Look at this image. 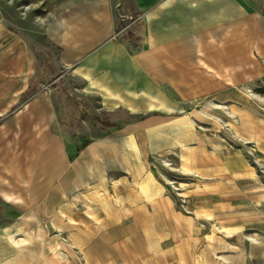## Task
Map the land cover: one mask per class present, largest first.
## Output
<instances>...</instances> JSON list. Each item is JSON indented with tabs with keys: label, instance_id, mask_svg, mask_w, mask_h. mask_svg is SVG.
Here are the masks:
<instances>
[{
	"label": "rangeland",
	"instance_id": "rangeland-1",
	"mask_svg": "<svg viewBox=\"0 0 264 264\" xmlns=\"http://www.w3.org/2000/svg\"><path fill=\"white\" fill-rule=\"evenodd\" d=\"M84 1L92 0H0V192L14 198L0 197V264H264V228L256 231L246 210L184 194L171 176L177 154L155 162L162 154L155 146L163 151L168 137L128 133L125 126L140 117L99 113L62 68L49 27ZM107 3L116 31L128 30L131 0ZM124 35L136 50L139 39L131 30ZM44 92L63 109L35 135L37 121L17 112ZM58 130L69 158L60 172L28 151L57 144ZM102 172L107 188L96 193ZM79 192L87 195L70 200ZM25 230L28 243L21 242Z\"/></svg>",
	"mask_w": 264,
	"mask_h": 264
},
{
	"label": "crops",
	"instance_id": "crops-1",
	"mask_svg": "<svg viewBox=\"0 0 264 264\" xmlns=\"http://www.w3.org/2000/svg\"><path fill=\"white\" fill-rule=\"evenodd\" d=\"M262 5L264 0H131L128 16L134 20L128 30L139 39L136 50L124 40L128 30L116 31L107 0L81 2L48 31L61 49L62 68L80 94L97 103L99 113L140 117L124 128L135 137H168L163 151L155 146L162 152L155 162H171L177 154L171 168L178 173L171 176L185 185L184 194L210 200L214 207L229 201L246 210L258 232L264 228ZM27 59L33 72V58L29 54ZM62 109L44 92L17 116L37 121L33 133L42 135ZM52 136L57 144L34 143L28 151L35 153L36 162L60 172L69 158L63 133ZM176 136L180 138L169 139ZM101 180L100 189L106 190L104 172ZM84 194L75 193L70 200ZM0 197L6 203L14 200L5 191ZM243 202L252 206H241Z\"/></svg>",
	"mask_w": 264,
	"mask_h": 264
},
{
	"label": "bare ground",
	"instance_id": "bare-ground-1",
	"mask_svg": "<svg viewBox=\"0 0 264 264\" xmlns=\"http://www.w3.org/2000/svg\"><path fill=\"white\" fill-rule=\"evenodd\" d=\"M102 181H103V180H102ZM102 181H101L100 184H99V187H100V188H104V186H103V182H102ZM19 231L21 232V230H19ZM22 231H24V230H22ZM25 231H26V230H25ZM22 234H23V232H22ZM23 236H24V237H23V239H22L21 242H25V243H26V242H27V243L30 242V241L32 240V238H33V236H32L29 232H27V231L24 232ZM19 240H21V239H19ZM17 241H18V240H17ZM17 241H16V242H17Z\"/></svg>",
	"mask_w": 264,
	"mask_h": 264
},
{
	"label": "built area",
	"instance_id": "built-area-1",
	"mask_svg": "<svg viewBox=\"0 0 264 264\" xmlns=\"http://www.w3.org/2000/svg\"><path fill=\"white\" fill-rule=\"evenodd\" d=\"M130 20H134L133 17L130 18ZM127 30V28H123L120 33H123Z\"/></svg>",
	"mask_w": 264,
	"mask_h": 264
},
{
	"label": "trees",
	"instance_id": "trees-1",
	"mask_svg": "<svg viewBox=\"0 0 264 264\" xmlns=\"http://www.w3.org/2000/svg\"><path fill=\"white\" fill-rule=\"evenodd\" d=\"M107 127H110V126H107Z\"/></svg>",
	"mask_w": 264,
	"mask_h": 264
}]
</instances>
